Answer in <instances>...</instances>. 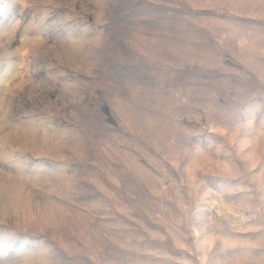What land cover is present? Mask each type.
Here are the masks:
<instances>
[{
  "label": "rangeland",
  "instance_id": "rangeland-1",
  "mask_svg": "<svg viewBox=\"0 0 264 264\" xmlns=\"http://www.w3.org/2000/svg\"><path fill=\"white\" fill-rule=\"evenodd\" d=\"M0 264H264V0H0Z\"/></svg>",
  "mask_w": 264,
  "mask_h": 264
}]
</instances>
